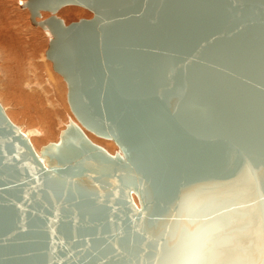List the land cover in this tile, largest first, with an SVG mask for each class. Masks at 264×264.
Listing matches in <instances>:
<instances>
[{
	"label": "water",
	"instance_id": "95a60500",
	"mask_svg": "<svg viewBox=\"0 0 264 264\" xmlns=\"http://www.w3.org/2000/svg\"><path fill=\"white\" fill-rule=\"evenodd\" d=\"M20 4L29 9L31 22L50 35L45 54L66 83L72 118H67L56 141L36 151L29 138L38 132L22 131L0 105V264H32L33 255L42 257L37 264H92L99 256L102 263L134 264L132 237L122 252L109 255L108 250L123 233L137 235L136 226L145 218L157 223L174 218L168 209L150 215L147 210L149 195L165 199L163 194L172 192L173 188L168 191L172 175L177 176L178 189H184L210 179L228 183L248 166L256 171L264 167V0H25ZM67 5L92 15L65 24L56 13ZM41 12L50 15L37 22ZM259 66L261 70H256ZM200 96L208 102L207 108ZM229 99L242 101L246 111L237 114ZM85 131L112 141L115 150L92 142ZM70 137L79 144L72 141V146ZM68 146L77 150L55 162L56 151ZM164 146L169 152L163 154ZM175 148L180 149L177 155ZM91 160L107 164L101 167L103 175L98 168L91 171ZM77 166L74 182L88 192L73 189L70 177ZM137 166L147 169L149 194L140 191L138 180L133 186L111 181L120 177L118 169L129 167L135 175ZM7 169L14 173L7 176ZM52 178L61 179L56 193L68 208L60 221L54 217L53 205L38 197L52 186L48 183ZM95 187L106 189L103 197L92 191ZM118 189L119 203L113 202ZM261 195L262 187L245 201L239 198L203 213L226 216L238 205L262 208ZM85 198L99 199L109 213L105 223L115 221L100 236L92 225L94 219L87 230L86 216L71 206ZM176 218L191 224L210 222L203 215ZM62 223L73 224L78 236L58 231ZM168 224L161 225L164 232L154 242L156 251L166 244ZM89 242L95 243L85 249ZM149 244L146 241V250ZM156 256L152 253L148 264H154Z\"/></svg>",
	"mask_w": 264,
	"mask_h": 264
},
{
	"label": "bare ground",
	"instance_id": "6f19581e",
	"mask_svg": "<svg viewBox=\"0 0 264 264\" xmlns=\"http://www.w3.org/2000/svg\"><path fill=\"white\" fill-rule=\"evenodd\" d=\"M21 2H23V1H21ZM19 6L21 8H26L25 6H22L20 3H19ZM72 6H74V5H72ZM6 7L3 4L0 7V10H1L0 12L2 13V15L4 14L3 20L6 19V15H8V10ZM28 11H29V9H28ZM29 14H30V11H29ZM35 20H36V18H35ZM30 21H31V19H30ZM2 24H4L3 21H2ZM12 29H15V28H12ZM20 29H21V27H20ZM30 30H32V29H30ZM36 31H37V29H36ZM26 34H24L23 31L21 33L19 32V35H20L19 40H22V38H24L25 37L24 35H26ZM29 34L33 35V33H31V31H28V34H27L29 36V38H32L34 41L36 40L35 42L38 41L35 38V35L33 37H30ZM8 35H10V34H8ZM29 38L27 37V39H29ZM1 40L3 42V39H1ZM16 40H18V39H16ZM10 41H12V38ZM10 44L11 43L9 42V45ZM25 44H26V42H25ZM2 45L0 47L1 48L0 53L2 51L4 58H2L1 66H0V101L2 104L5 105V106H2L4 113L9 118V120L12 122L21 120L23 123H25L24 124L25 130L28 129V127H29V129H32L30 125H32L34 127L33 129H35L38 132V134H36V135L33 134L29 138L33 147L35 145L37 146V145H40L42 143H47L49 141H56L57 135L54 137V134L51 131L52 130L51 129V123L54 122V121H52V118L56 117L57 121H59V122L61 120H63V118H60L59 110H58V112H55V110L57 109V106H58L57 98L60 97V98H62L61 101H63V97H61L59 91L56 89L58 86L57 79L49 71L47 72V78H48L49 82L53 85L51 87V89H55L54 99L51 100V103L49 106L51 114L47 113L46 111H43V109L40 107V104H39V106H37V108H38V110H40V108L42 110H40V112L38 111L37 115L35 117L29 115L28 111H25V109L27 108L29 110L30 104L36 108L35 102H33V101L31 102V99H33L31 97H34V96H28L27 95L28 96V99L26 98L27 101L24 100V97H22V96H25V94L22 93V91L20 90V87L30 88V85H28V83L34 82L35 76L38 75L36 63H34V67H33L34 71L30 75H26L24 77L23 67L21 65H22V62L25 60V58L20 59L19 55L22 52H24L26 47L23 50L22 49L23 46L21 47L19 44L16 47V50H17L16 53H12V51L9 50V49H11V47H9L8 44L4 45V46H2ZM37 45H38V43H37ZM261 56H263L262 53L260 54V58H261ZM40 58L43 61L45 60V58H43V57H40ZM256 70H261V67L259 66V68H257ZM23 77H24V81L22 82L21 79ZM32 77H33V81H31ZM33 85H34V83H33ZM20 93H22L21 98H19ZM56 94L58 96H55ZM27 96H25V97H27ZM235 98H237V97L235 96ZM195 99L198 100L197 98H195ZM22 101L25 102L26 104L23 105ZM189 101H190V103L195 102V100L191 101V99ZM228 101L231 102L232 108L235 107L237 109L236 110L237 114H242L246 111L245 105L242 101L232 100V99H229ZM184 103H186V97L184 99ZM198 103H200L199 100H198ZM201 104H202V106H204L206 108L208 107V102L206 100H204L202 97H201ZM190 105H192V104H190ZM29 111H31V110H29ZM47 121H48V123H47ZM255 128H257V124H255ZM219 132H220V129H217L214 131V133H216V134ZM253 134H255V132H253ZM253 134L250 135V140H254L256 138ZM259 134H261V132H259ZM260 137L261 136H259V138H257V140H259ZM68 141L71 143L72 146H73L72 141L75 142L74 144H79V140L78 139L76 140L75 138L70 137L68 139ZM99 142H101L99 145L104 147L107 151L113 152L115 150V146L112 144V141H107V140L103 141L102 140ZM36 146H35V148H36ZM229 146H232V145L229 144ZM218 148H219V146H218ZM76 150L77 149L75 147L72 148L70 146L64 147V148H62V147L59 148V150L56 151V154H55V158H56V159L54 158L55 162L65 160L67 157L72 155ZM177 150H180V149L175 148V155H177L179 153ZM221 150H223V148H221ZM165 152H169V149H166L164 146L163 148H161L160 153L164 154ZM172 153H173V150H172ZM158 162H160L159 159H158ZM159 164L160 163H158V166H159ZM106 165L107 164L100 163L97 160H91V166H88V167H91V171L93 173H95L93 168H96V169L98 168L97 170H99V172H97V173H101V175H103L101 167L106 166ZM132 165H133L132 167H134L133 162H132ZM75 168L76 169L71 172V177H70V181L72 182L73 187H74L73 189H75L76 191L79 190V193H83L84 190L86 192H88L87 191L88 188L86 186H84V185L82 186L80 183L74 182L76 174H77L78 166ZM130 169L131 168H129V167H126L124 169H121V168L118 169V173H119L120 177L117 176L114 180H111V181L115 182V183L117 182V184H119L121 182L125 186H133L135 184L134 182L136 180H138V182L141 186L140 191H144V193L149 194L151 191V182H150V177L147 174V169L144 167H138L137 166L135 175L131 174ZM246 169H251V171L253 173L252 176L249 177V176H246L244 174ZM246 169L243 170V173L240 174L237 179H235L234 181H230L228 183H225V181H221V180L210 179V180H206V181L197 182V183L192 184L189 187L184 188V189H181V188L178 189L179 187H177V185L174 183V179L177 176L172 175L168 180V184L171 183L170 186L168 187V191H169V188L170 189L173 188L172 192L169 194L166 193V195L163 194L165 196V199H159V195H156L155 200H154L151 198V195H153V194L149 195L148 201H150L151 204L148 205L147 210L149 212L148 214L150 215V214H155V213H158L161 211H166L168 209V211L170 213L169 215L174 216V218H172L171 221H167V222H159L158 221L159 223L151 222L147 218L143 219L136 226L137 235H131V233H127V232L123 233L121 235V237L115 243L113 242L114 245L112 244V247L109 248V250H108L109 255L122 252V247L126 243L130 242L129 238L132 237L131 241H132L133 246L136 249L132 263H134V264H148V262H149L148 259H149L150 255L152 253L156 252L157 256H156V260H155L154 264H182V252L180 250V245H179V241L181 240V238L183 236V232L181 231V229L184 228L185 226L195 227L197 224L211 223V221L210 222L200 221L199 223L195 222V223L191 224V223H186L182 219H178L176 217L187 216V214L185 213V209L190 207V206H198L199 209L201 210V212L203 213L205 210H209L211 208L220 207V206H223L226 204H230L239 198H241L240 199L241 201H245L250 196L254 197V195L259 194L260 188L261 187L264 188V185L262 186L264 167H262L260 171L252 170V168L250 166H248ZM123 171H124L125 175H124ZM13 173H14V171L12 172L11 169H7L6 171H4V174H7V176H11V174H13ZM146 177L149 178V181L147 183L145 182ZM60 182H61V179H58V178L49 179L48 183H50V185H52V186L49 187L48 189L45 187L44 190L42 191V193L38 194V197H42V198L44 197L43 199H44L45 203H47L49 205H53L54 214H55L54 217L58 221L63 219V217H64L63 214L68 211V208L65 206L63 201L59 200V198L61 197V194L56 193V192H59L58 184ZM177 189H178V197L176 198V200L174 202H172L170 204L169 201L171 200L172 195L175 193V191ZM105 190H106L105 188L95 187V190H92V191H94V193H96V194L99 193L100 198H101V197H103L101 195L104 194ZM113 199H114L113 202H115V201L118 202V200L120 201L119 189L113 195ZM133 200L135 203H137L136 198L134 196H133ZM78 202H79V204L71 205V206L73 208H78L79 212L82 213V216H86V224H87L86 229L87 230H89L88 227H89L90 222H91V217L94 219V222H92L93 223L92 225H95V227L98 229V233L96 235L100 236V233H103V232H105V230H108V228H110L111 225L115 222L114 219H112L111 221H109V219H107L108 221L105 223V221H106L105 217H106V214L108 212L106 211V209L104 207H101L99 205L102 203L101 201L99 202V199L93 200V199L85 198V199L79 200ZM160 202H162V203H160ZM262 208H264V204H262ZM262 208L259 206L258 207H255V206L245 207V208L238 209L233 214L226 215V216L244 215L247 217H255L256 223L254 226V231H258ZM74 214H75V212H73V214H71V215L74 216ZM108 214H107V216H108ZM34 220H36V218ZM168 222H169L168 226H170V227H168V229L166 230V233L163 236L164 243H166V244L164 245V247H161V248H159V250L156 251L153 248L154 242L157 239V237L162 234L161 232L162 231L164 232L163 227L161 225H165ZM160 223H162V224L160 225ZM27 225H30V224L27 223ZM35 227H38V226L35 225ZM57 229H58V231L64 232L65 236H67V237H70V236L76 237V236H78V233H79V230L77 228H75L73 226V224L72 225L69 224L68 226H66L65 224L62 223L61 225H58ZM83 230H84V227L80 228V231H83ZM142 238H143V240H142ZM146 241L150 242L147 250L145 247ZM94 243L95 242H89L86 245L85 249L86 248L90 249L91 248L90 245H92ZM37 244H38V242H37ZM33 256L34 257L32 259H30V260H33L32 264H37L42 258L40 255H33ZM117 256H119V254H117ZM208 258L215 260V259H220L223 257L219 256L218 254H208ZM96 259L98 260V263L95 262L92 264H107L106 262L102 263L99 261V259H101L100 256ZM114 264H115V260H114ZM116 264H118V263H116ZM119 264H129V263L122 261Z\"/></svg>",
	"mask_w": 264,
	"mask_h": 264
},
{
	"label": "rangeland",
	"instance_id": "374dc122",
	"mask_svg": "<svg viewBox=\"0 0 264 264\" xmlns=\"http://www.w3.org/2000/svg\"><path fill=\"white\" fill-rule=\"evenodd\" d=\"M21 1H25V0H0V7L3 4L5 7L7 6L6 8L8 10V15H6V19H4V20H3L4 14L2 15V13L0 12V22H1L0 23V36L2 37V38L0 37V41H1L0 47L2 44H3L2 46L7 45V44L9 45V42H10L11 44L9 45V47H11V49H9V50H11L12 53H16V51H17L16 47L19 44L21 47L23 46V48H22L23 50L26 47L27 50L25 49L24 52H22L19 55L20 59L25 58V60L22 62V65H21L23 67L24 77L26 75H30L34 71L33 67H34V63H36L38 75L35 76L34 82L28 83V85H30V88L20 87V90L22 91L23 94H25V96L28 95V96H34L35 97V98L31 97V98H33V99H31V102L32 101L35 102L36 108L30 104L29 110H31V111H29L27 108L25 109V111H28L29 115L35 117L37 115V112L38 111L40 112V110H42V109H43V111H46L47 113L51 114L49 106H50L51 100L54 99L55 89H51V87L53 85L49 82V80L47 78V72L49 71L57 79L58 86L56 89L59 91L61 97H63V101H61L62 98H60V97H58L59 99L57 98L58 106H57V109L55 110V112H58V110H59L60 118H63V120L60 119L61 121L59 122V121H57L56 117L52 118V121H54V122L51 123V129H52L51 131L55 137L56 135L58 136L59 131L63 128L64 123L66 122L67 118L69 116L72 118V116L70 115L69 107H68L67 102H66V83L59 74H57L56 72L53 71L51 62L46 58L45 52H46L47 47H48L50 35L42 27L32 24V22L30 21V14H29L28 9L27 8H21L19 6V3ZM49 15L50 14L48 12H41L40 17H37L36 21L37 22L42 21L45 18L49 17ZM56 15L58 17H60L61 19H63L65 24H68L69 22L76 21L79 18H90L92 14H91V12H89L88 10H86L84 8H81L78 6L68 5V6H64L63 8H61L56 13ZM2 21L4 22V24H2ZM20 27H21V29H20ZM12 28H15V29H12ZM30 29H32V30H30ZM36 29H37V31H36ZM22 31L24 32V34H26V33L28 34V31H31V33H33V35L29 34L30 37H33L35 35V38L38 41L35 42L36 40L34 41L32 38H29V36L27 34L24 35L26 38L24 37V38H22V40H19V37H20L19 32L21 33ZM8 34H10V35H8ZM27 37L29 39H27ZM11 38H12V41H10ZM1 39H3V42ZM16 39H18V40H16ZM25 42L27 45L25 44ZM37 43H38V45H37ZM0 50H1V48H0ZM40 57L45 58V60L43 61ZM2 58H4V57H3V54L1 51V53H0V66H1ZM24 77L21 79L22 82L24 81ZM31 81H33V77H32ZM33 83H34V85H33ZM22 93L19 94L20 95L19 98H21ZM25 96H22V97H24V100L27 101L28 96L27 97H25ZM55 96H58V95L56 94ZM22 104L24 105L26 103L22 101ZM39 104H40V107L42 108V109L40 108V110H38V108H37V106H39ZM0 105H1V107L5 106L4 104L1 103V101H0ZM12 123H14L17 126H20L21 129H23L22 131L25 130V128H24L25 123H23L21 120H18V121L12 122ZM47 123H48V121H47ZM30 126L32 129L34 128L32 125H30ZM28 129H29V127H28ZM85 133L92 142H94L98 145L101 143L99 141L105 140V139L98 138L89 132L85 131ZM107 141H110V140H107ZM44 144H46V143H42V144L37 145V146L35 145L36 146V148L34 146L35 150L38 151L40 146L44 145ZM112 144H113V142H112Z\"/></svg>",
	"mask_w": 264,
	"mask_h": 264
},
{
	"label": "snow or ice",
	"instance_id": "6c2138e0",
	"mask_svg": "<svg viewBox=\"0 0 264 264\" xmlns=\"http://www.w3.org/2000/svg\"><path fill=\"white\" fill-rule=\"evenodd\" d=\"M244 174L250 177L253 173L246 169ZM260 202L264 204V195H261ZM245 207L249 206L238 205L237 209ZM185 213L193 219L203 215L211 223L181 229L182 264H264V208L258 231H254L255 217L221 213L212 217L202 213L198 206L186 208ZM208 254H218L223 258L209 259Z\"/></svg>",
	"mask_w": 264,
	"mask_h": 264
}]
</instances>
